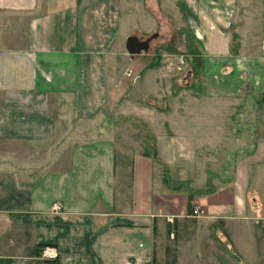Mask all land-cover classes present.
Wrapping results in <instances>:
<instances>
[{
    "label": "crops",
    "instance_id": "obj_1",
    "mask_svg": "<svg viewBox=\"0 0 264 264\" xmlns=\"http://www.w3.org/2000/svg\"><path fill=\"white\" fill-rule=\"evenodd\" d=\"M0 264H264V0H0Z\"/></svg>",
    "mask_w": 264,
    "mask_h": 264
},
{
    "label": "rangeland",
    "instance_id": "obj_2",
    "mask_svg": "<svg viewBox=\"0 0 264 264\" xmlns=\"http://www.w3.org/2000/svg\"><path fill=\"white\" fill-rule=\"evenodd\" d=\"M123 25L125 27L127 26L126 21H124ZM173 27L174 26L169 23L166 31H164V30L160 31V35H158L156 38H154L155 34L149 32V31L148 32L144 31V29L142 27H140V29H137L134 32L133 36H131V37H136L139 41H142V42H146V41L150 40V43H149L148 50L142 51L136 57L132 56L128 53V51L126 49V39H122L119 42V45H120V49H121L122 54H126L130 57H133V58L135 57V59L141 63L155 62V63L163 64V65L167 66L168 67V71H167L168 78L170 80H172L173 82H176L178 84L185 86L187 81L190 78V75L188 73L189 69H187V60H186L189 49L185 50L184 46H186V45H185L184 41H182L181 39L179 40V38H177V34H176L175 29ZM165 41H166V44L168 46V54H167V56L163 57L161 55H158V54H161L158 52H159V49H160L159 47L161 46V43H163ZM182 42L184 43V45L182 44ZM179 45H180V47L182 45L183 48L182 49L178 48ZM177 48H178V50H177ZM183 51H186V52H183ZM118 62L122 63V58L121 59L119 58ZM124 76H125V74H124ZM171 91H172V93L169 94V101H171L170 98H174L175 92H176V87H174ZM151 100H152V102H150V103H151L152 107L160 106L159 98H155V99L151 98ZM233 254H234V256L239 257L238 249L233 248Z\"/></svg>",
    "mask_w": 264,
    "mask_h": 264
},
{
    "label": "built area",
    "instance_id": "obj_3",
    "mask_svg": "<svg viewBox=\"0 0 264 264\" xmlns=\"http://www.w3.org/2000/svg\"><path fill=\"white\" fill-rule=\"evenodd\" d=\"M53 209L55 211H61V206L58 204H55L53 206ZM200 209H197L194 213L195 215H198L200 213L199 211ZM39 258L44 261V262H48V263H52V262H56L59 259V252L57 250V248L53 247V246H44L39 253Z\"/></svg>",
    "mask_w": 264,
    "mask_h": 264
},
{
    "label": "water",
    "instance_id": "obj_4",
    "mask_svg": "<svg viewBox=\"0 0 264 264\" xmlns=\"http://www.w3.org/2000/svg\"><path fill=\"white\" fill-rule=\"evenodd\" d=\"M149 41L142 42L136 37H129L126 41V49L128 53L132 56L140 54L142 51H147L149 47Z\"/></svg>",
    "mask_w": 264,
    "mask_h": 264
},
{
    "label": "trees",
    "instance_id": "obj_5",
    "mask_svg": "<svg viewBox=\"0 0 264 264\" xmlns=\"http://www.w3.org/2000/svg\"><path fill=\"white\" fill-rule=\"evenodd\" d=\"M191 209V207H189Z\"/></svg>",
    "mask_w": 264,
    "mask_h": 264
}]
</instances>
